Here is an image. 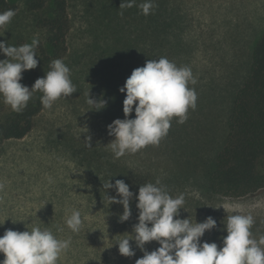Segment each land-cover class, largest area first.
Returning <instances> with one entry per match:
<instances>
[{"label":"rangeland","instance_id":"rangeland-1","mask_svg":"<svg viewBox=\"0 0 264 264\" xmlns=\"http://www.w3.org/2000/svg\"><path fill=\"white\" fill-rule=\"evenodd\" d=\"M7 1L16 7V14L0 29V40L20 46L38 37L44 43L46 32L35 27L37 15L27 9L28 0ZM67 2L70 31L62 60L70 68L77 92L44 108L23 139L0 143V183L4 184L0 222L5 221L0 236L6 229L22 232L39 226L49 228L59 239L70 237L71 247L58 264H135L143 256L134 241H130L133 257L122 256L118 245H113L132 234L133 227L119 221L123 206L109 204L97 173L106 171L104 163L114 156L106 146L114 139L107 125L124 119L126 93L119 89L135 68L160 57L191 68L197 82L189 87L195 89L197 102L194 110H188L185 123L172 119L166 146L143 151L145 161L166 179H174L175 197L185 194L180 209L183 219L203 222L211 216L216 220V228L206 231L202 242L212 243L217 228L227 235L220 228L226 230L227 216L236 213L253 215V237L264 235V190L242 199H208L202 193L201 177L222 143L231 101L264 31V0H166L159 19L167 25L160 49L152 42L157 24L146 23L137 6L121 8L122 0ZM3 59L7 57L0 53ZM29 72H22V85L28 82ZM89 90L92 98L107 101L104 109L89 110ZM116 97L120 99L113 109ZM10 109L0 97V118ZM86 137H91V147ZM141 152L130 154L133 159L128 162H140ZM73 208L83 219L79 233L65 223ZM157 247L155 241L145 245L149 252ZM4 258L0 253V260Z\"/></svg>","mask_w":264,"mask_h":264},{"label":"clouds","instance_id":"clouds-1","mask_svg":"<svg viewBox=\"0 0 264 264\" xmlns=\"http://www.w3.org/2000/svg\"><path fill=\"white\" fill-rule=\"evenodd\" d=\"M133 6L144 15L150 14L153 8L151 0L139 5L136 0H122L120 5L121 8ZM15 14L14 9L0 12V27L7 25ZM38 46V37H33L30 44L20 46L0 40V53L7 57L0 60V97L14 112L25 109L35 91L42 93L40 102L45 109H50L61 97L68 98L77 92L70 78V68L62 59L52 60L45 76L37 78L31 89L20 83L22 72L38 66L35 58ZM196 82L190 67L177 66L166 57L147 60L144 66L135 68L119 89L126 93L124 119L117 118L107 125L108 135L114 139L106 146L114 158L126 153L135 154L148 145H158L168 134L174 117L178 118L177 123H185L188 110L196 108L197 93L189 87ZM86 103L89 110L98 111L106 107L107 101L92 98L89 90ZM133 111L135 118H129ZM84 140L91 147V137ZM3 188L4 184L0 183V190ZM103 188L115 190V196H106L109 204L123 206L120 222L129 220L132 214L130 201L133 198L137 201L138 223L133 225L132 234L127 233L113 244L118 245L122 256L133 257L135 251L130 241H134L135 247L143 252L135 264H264V235L259 239L253 237L250 229L255 221L251 214L227 216V235L221 247L215 242L201 241L206 231L216 228V220L211 216L203 222L178 218L185 194L173 197L159 178L155 183L142 184L135 197L122 179H116L115 183L110 179L103 183ZM4 222H0V226ZM65 223L73 233H79L83 224L81 212L73 208ZM62 230L58 228V231ZM152 241L159 247L149 252L145 245ZM71 243L70 237L59 239L49 228L34 226L22 232L6 229L0 236V253L5 257L0 264H58Z\"/></svg>","mask_w":264,"mask_h":264},{"label":"trees","instance_id":"trees-1","mask_svg":"<svg viewBox=\"0 0 264 264\" xmlns=\"http://www.w3.org/2000/svg\"><path fill=\"white\" fill-rule=\"evenodd\" d=\"M165 1L151 0L154 7L150 10V14H143L146 23L154 26L157 24L156 31L152 34L154 37L152 42L156 45V49L164 45L162 35L167 25L159 19L162 17ZM139 2L144 3L145 0H139ZM26 7L37 15L35 27L46 32L44 43L39 42L36 48L37 57L35 58L38 60V66L30 70L29 80L25 84L31 89L37 78L45 76L52 60L65 57L68 51L67 36L70 31V17L67 0H28ZM8 9L16 11V7L7 0H0V12ZM155 9L156 12H154ZM143 35L145 36L144 33ZM41 96V92H33L25 109L19 113L10 109L0 118V143L7 140H21L30 133L35 118L44 110L40 102ZM119 99L117 97L114 99L113 109L117 108ZM129 118H135L134 111ZM167 144L164 137L159 146ZM153 146L148 145L141 149L142 158L137 164L128 162L133 159L130 154H126L127 157L124 158L127 162L124 159L121 161L115 159L114 156L109 157L104 163L108 168L106 171L98 172L97 175L104 183L110 179L112 183H115L116 179L124 180L134 197L138 195V189L142 184L155 183L159 178L161 183L166 185L170 195L175 197L174 179H166L152 168L149 160L145 161L147 157L143 151L153 152L151 149ZM201 177L202 193L208 199L218 197L242 199L264 190V31L254 44L248 73L231 101L222 143ZM104 191L108 196L116 195L114 189H104ZM136 203L135 198L130 201L132 213L128 220L130 227L138 223ZM178 218L183 219L180 210ZM220 229L226 232L224 228ZM215 235L217 238L212 242L220 243L218 245L222 247V240L226 234L219 233L217 228Z\"/></svg>","mask_w":264,"mask_h":264}]
</instances>
